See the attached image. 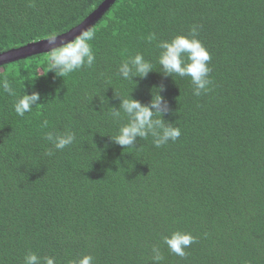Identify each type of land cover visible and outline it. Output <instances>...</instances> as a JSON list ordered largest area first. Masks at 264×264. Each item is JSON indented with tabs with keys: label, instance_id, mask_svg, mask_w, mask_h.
<instances>
[{
	"label": "trees",
	"instance_id": "trees-1",
	"mask_svg": "<svg viewBox=\"0 0 264 264\" xmlns=\"http://www.w3.org/2000/svg\"><path fill=\"white\" fill-rule=\"evenodd\" d=\"M193 27L211 56L199 96L158 63V42ZM85 30L94 63L47 72L50 48ZM49 33L66 35L0 59V83L14 91L0 88V264L29 252L41 264L84 254L94 264H264V0H0V54ZM138 53L153 70L123 79L120 65ZM155 87L181 136L123 149L112 136L127 117L112 111L129 95L149 104ZM23 92L39 99L19 116ZM48 133L75 139L57 150ZM177 230L196 237L185 257L163 242Z\"/></svg>",
	"mask_w": 264,
	"mask_h": 264
},
{
	"label": "clouds",
	"instance_id": "clouds-1",
	"mask_svg": "<svg viewBox=\"0 0 264 264\" xmlns=\"http://www.w3.org/2000/svg\"><path fill=\"white\" fill-rule=\"evenodd\" d=\"M93 36V30H85L71 41L51 47L46 57L48 61L47 72L56 70L57 75L66 77L85 65L91 66L95 56L89 41ZM56 37L55 33H49L46 40L52 43ZM149 39H155L154 35L150 36ZM157 46L160 49L158 63L164 74L190 77L196 96L208 90L211 84L209 79L211 68L208 66L211 56L201 40L197 38L196 27L191 29V35L178 34L171 40L159 41ZM151 70H153L152 64L139 53L124 61L119 67L120 74L125 80H129L132 75L143 77ZM0 88L10 95H14V91L6 79L0 83ZM155 88L157 91L152 95L149 104H143L129 95L128 98L122 99L119 110L112 111L113 119L121 118V110L127 117L126 123H123L117 134L112 136L114 142L123 149L134 147L137 137L147 138L151 136L153 144L156 147H161L170 140L176 141L181 136L180 128L174 123H168L163 118L166 105L163 96L160 95L161 89ZM38 99V92L31 94L23 92L14 102L15 113L24 116L25 113L32 110V106ZM43 126L47 127V121H44ZM46 138L52 141L57 150H62L71 145L75 139L72 133L56 134L55 136L48 133ZM51 154L48 152V155ZM195 239L196 237L191 233L177 230L168 236H164L163 242L170 252L185 257L187 255L186 249ZM152 252L153 260L159 262L163 259L158 247L153 246ZM24 264H41V258L34 252H29L24 258ZM43 264H57V262L55 257L47 256L43 259ZM70 264H94V257L90 254H84L71 261Z\"/></svg>",
	"mask_w": 264,
	"mask_h": 264
},
{
	"label": "water",
	"instance_id": "water-1",
	"mask_svg": "<svg viewBox=\"0 0 264 264\" xmlns=\"http://www.w3.org/2000/svg\"><path fill=\"white\" fill-rule=\"evenodd\" d=\"M87 21H88V19H86L84 21V24ZM82 25L83 24H81L80 26H82ZM69 33H72V31H69L67 33V35H69ZM65 35L66 34H62L60 36H57L56 39L63 38ZM49 44H50L49 41H47L46 39L43 40V41L36 42V43H30V44H27L25 46H22V47H19V48H16V49H12V50H9L7 52H4V53L0 54V59L6 58L8 55H11V54H14V53H18L19 55H22V54L29 53V52L42 51V50L47 49V46Z\"/></svg>",
	"mask_w": 264,
	"mask_h": 264
}]
</instances>
